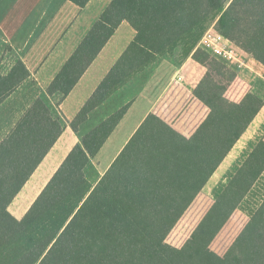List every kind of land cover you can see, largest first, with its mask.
<instances>
[{
	"label": "trees",
	"instance_id": "1",
	"mask_svg": "<svg viewBox=\"0 0 264 264\" xmlns=\"http://www.w3.org/2000/svg\"><path fill=\"white\" fill-rule=\"evenodd\" d=\"M85 7L90 0H71ZM264 0H113L49 85L60 105L119 26L136 31L72 122L78 129L110 96L185 40L187 56L207 72L194 90L210 110L186 136L150 114L105 174H86L128 110L125 106L82 138L23 218L10 205L50 152L64 125L43 98L0 143V264H264V202L224 255L211 245L264 172V141L255 148L182 247L168 238L196 197L264 106L250 91L226 97L239 67L195 46L215 29L264 65ZM175 47V49H173ZM0 72V108L30 79L17 57ZM172 49V50H171ZM242 52V53H241ZM187 58V57H186Z\"/></svg>",
	"mask_w": 264,
	"mask_h": 264
},
{
	"label": "crops",
	"instance_id": "2",
	"mask_svg": "<svg viewBox=\"0 0 264 264\" xmlns=\"http://www.w3.org/2000/svg\"><path fill=\"white\" fill-rule=\"evenodd\" d=\"M112 1L90 0L81 8L71 0H0V62L4 55L2 47L10 46L31 74L30 79L0 108V142L38 98L45 99L64 125L60 138L10 205L9 210L17 219L24 217L74 147L82 145V138L121 108L128 106L125 115L88 166L101 177L150 114L157 115L183 134L179 129L194 132L207 115V107L194 97V90L204 77L206 68L191 55L183 61H176L175 56L167 54L90 112L87 120L74 130L72 122L134 40V28L128 22L119 26L60 105L48 95L47 89ZM242 60L244 65L239 68L238 77L227 91V97L235 102L241 101L245 95L240 93L243 79H251L249 85L264 98V65L246 53H242ZM9 68L11 64L2 73ZM235 89L239 90L233 93ZM190 101L188 109L186 105ZM195 108L198 114L204 116H200L191 127V122L186 123L184 116L186 113L193 115ZM261 141H264V106L174 228L169 238L173 235L179 238L173 244L169 242L171 245L182 247L185 244L183 242L191 237ZM96 180L89 178L93 185L98 182ZM263 202L264 172L230 221L239 218L250 220ZM185 220L191 221L194 226L183 235L181 230L185 227Z\"/></svg>",
	"mask_w": 264,
	"mask_h": 264
},
{
	"label": "rangeland",
	"instance_id": "3",
	"mask_svg": "<svg viewBox=\"0 0 264 264\" xmlns=\"http://www.w3.org/2000/svg\"><path fill=\"white\" fill-rule=\"evenodd\" d=\"M262 9L264 11V3L262 5ZM216 21H217L216 18H212L211 19V23L208 25V29L214 27ZM176 47L177 48L175 49V47H174L173 49H175V50L172 51L174 53V55H175V60L176 61H183V60H185L186 57H188L186 54H188L190 52L189 45L185 42V40H182V42L179 43ZM197 47H200L199 42L197 43V45L193 49L195 50ZM2 51H3V54L4 55H3L2 60L0 62V72H2L3 69L7 68V66L9 64H11V66H12V62H13V59H14L13 58L14 57V54H13V52H11L9 50L8 46L4 45L2 47ZM206 72H207V69H206ZM245 80L246 79H243L242 89H240V93L241 94L243 93V94L246 95L250 91L255 92V90L252 89L253 86L252 85H249V80H251V79L246 80V81ZM252 82L253 81H251V84H252ZM234 83L235 82H233L229 86L228 90L230 89V87L232 85H234ZM238 90L239 89H235V91L233 93H236V91H238ZM226 94H227V92H226ZM245 95H243V98H244ZM260 95L262 96L261 93H260ZM194 97H195V95H194ZM226 97H227V95H226ZM190 103H191V101L186 105V107H188L190 105ZM188 109H189V107H188ZM198 109H199V107H198ZM209 112H210V110L207 107V115L205 116V118H203V120L201 122L199 121L200 123L197 125V128H195V131L198 129V127L201 125V123L207 118V116L209 115ZM200 116L203 117L204 115L202 116V113L198 114L197 113V109H196L195 110V113L193 115H191V116L189 115V113H186L185 116H184V121L186 123L191 122V127H193L195 125V123L198 122V119L200 118ZM179 130H181L182 132H184L185 133L184 135H186V136H191L195 132V131L194 132L191 131L190 133H188V130L187 129L185 130V128H183V129L181 128ZM86 170H87V175H89V178H90L91 181H95L96 179H99L101 177V175L98 172L97 173L96 172H93L90 168L88 169V167H87ZM96 181H98V180H96ZM185 222H186V220H185ZM248 222H249V219L248 220H246V219L242 220V219L239 218L238 220H232L228 224H226L225 227L222 229V231L219 233V235L216 237V239L213 241V243L211 245L212 250H214L219 255H224L227 252V250L231 247V245L233 244V242L236 240V238L239 236V234L241 233V231L244 229V227L246 226V224ZM192 226H194V224H192L191 221L186 222L185 227H183L182 230H181V232L184 233L183 235L187 234L188 231L190 230V228ZM177 238H179L178 235H176V236L173 235V236H171V238L168 239V242H170L171 244H173V242H175V240ZM185 242H183V243H185ZM180 244H178V245H180Z\"/></svg>",
	"mask_w": 264,
	"mask_h": 264
},
{
	"label": "built area",
	"instance_id": "4",
	"mask_svg": "<svg viewBox=\"0 0 264 264\" xmlns=\"http://www.w3.org/2000/svg\"><path fill=\"white\" fill-rule=\"evenodd\" d=\"M199 45L202 49L209 51L215 57L233 63L239 68L244 65L238 50L225 36L219 33L215 27L209 28L204 33Z\"/></svg>",
	"mask_w": 264,
	"mask_h": 264
}]
</instances>
